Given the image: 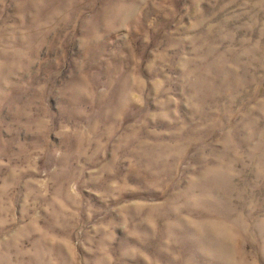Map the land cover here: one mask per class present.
<instances>
[{
  "label": "rangeland",
  "instance_id": "1",
  "mask_svg": "<svg viewBox=\"0 0 264 264\" xmlns=\"http://www.w3.org/2000/svg\"><path fill=\"white\" fill-rule=\"evenodd\" d=\"M0 264H264V0H0Z\"/></svg>",
  "mask_w": 264,
  "mask_h": 264
}]
</instances>
